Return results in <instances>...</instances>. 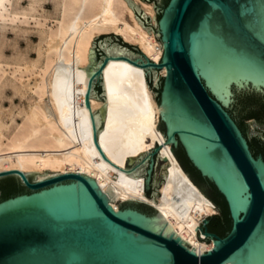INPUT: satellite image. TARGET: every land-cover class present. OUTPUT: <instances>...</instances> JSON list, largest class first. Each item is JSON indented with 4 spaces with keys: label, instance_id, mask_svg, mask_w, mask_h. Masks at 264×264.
<instances>
[{
    "label": "water",
    "instance_id": "obj_1",
    "mask_svg": "<svg viewBox=\"0 0 264 264\" xmlns=\"http://www.w3.org/2000/svg\"><path fill=\"white\" fill-rule=\"evenodd\" d=\"M136 20L155 32L163 45L160 63L139 45L118 34L94 38L87 67L76 73L57 68L51 91L57 108H87L90 99L105 103L91 119L96 150L91 153L157 203L169 188L172 208L188 218L185 197L220 209L204 193L211 184L224 197L231 228L221 236L205 218L200 241L214 248L202 252L182 238L152 205L131 199L116 211L94 179L81 173L47 174L11 170L0 173V264H264V159L255 157L248 139L264 144V121L245 123L249 96L264 99V0H127ZM166 67L167 75L159 71ZM158 101L157 126L164 142L132 157L121 150L122 129L149 143ZM249 108V109H247ZM243 118V119H242ZM88 119V120H89ZM87 120V121H88ZM172 145L167 155L160 149ZM176 151L204 179L198 187L183 169ZM175 164L181 181L167 170ZM16 185V195L3 198Z\"/></svg>",
    "mask_w": 264,
    "mask_h": 264
},
{
    "label": "bare ground",
    "instance_id": "obj_2",
    "mask_svg": "<svg viewBox=\"0 0 264 264\" xmlns=\"http://www.w3.org/2000/svg\"><path fill=\"white\" fill-rule=\"evenodd\" d=\"M31 1L33 3L29 6L31 8L25 11L34 14L36 13L34 5L38 2ZM13 2L14 0H0V26L3 29L7 22L14 23L19 14H25L17 7L12 9ZM56 10L57 13H55L58 16L56 26L49 30L43 29L41 32L42 44L40 49H37L39 60L32 65L25 62L24 69L19 67L14 72V74L21 73L20 77L15 75V80L20 84L15 87L18 95L19 93L23 97L33 95L30 96L28 106L23 107L17 115H15L17 112L12 111L7 115L0 109V173L15 169L42 174L46 173L44 170L53 172L37 180L64 173H81L96 181L108 199L112 201L110 204L116 211L120 210L119 203L131 199L144 201L154 206L174 230L196 249L202 252L212 250L214 243L200 241L197 238V231L205 218L217 214L216 209L182 197L188 205L186 212L192 209L188 218L182 220L169 203L170 191L165 183L159 189L161 197L158 198L155 195L157 203L149 199L146 194L145 177L138 187L129 185L124 179L125 171L121 167L112 171L113 166L105 167L91 153L96 150V144L92 122L89 118L105 103L91 98L90 106L87 108L60 109L56 107L58 100L51 91V88H54L52 79L58 67L73 73H76L78 67H87L89 53L96 36L118 34L126 43L139 45L140 50L156 63H160L163 58V45L157 41L152 31L150 35L149 31L135 19L134 10L128 5L127 0H56ZM51 14L50 19L53 15ZM37 68L40 69L38 73H36ZM160 72L165 77L166 67ZM6 73L0 63V85ZM24 74H28L27 80H24ZM136 74L143 76L147 93L156 107V121L149 132V143L136 138L128 130V126L122 129L119 139L121 150L132 157H138L143 152L155 149L158 141L164 142L157 129L162 117L159 104L145 80L144 71ZM5 86L6 83L3 87L0 86V94ZM16 116L21 117V123L17 122ZM171 148V144L164 146L160 149V154L167 155ZM168 163L172 166L167 170L176 177V182L165 174L167 171L163 175L174 184L171 189L175 192L179 191L181 197L179 187L181 181L175 172V164L167 161L166 165Z\"/></svg>",
    "mask_w": 264,
    "mask_h": 264
},
{
    "label": "rangeland",
    "instance_id": "obj_3",
    "mask_svg": "<svg viewBox=\"0 0 264 264\" xmlns=\"http://www.w3.org/2000/svg\"><path fill=\"white\" fill-rule=\"evenodd\" d=\"M36 1L38 2L36 5H34L36 13L32 14V13H29V11H25V9L28 10L31 8V7H29L30 4H31V6L33 4V3H31L32 2L31 0H19L20 3L16 2V0H14L12 9L17 7V8H19L20 12H25V14H23V13L19 14L18 19L14 23L7 22V25L5 27L6 30L0 26V51L2 49L1 47L4 48L1 51L3 53L0 52V63L2 64L5 71L7 72L6 76L3 80V83L0 85L1 87H3V84L6 83V86L4 87V89L2 88V92L0 94V99H1L0 100V102H1L0 103V109L3 110V112H5L7 115L9 113H11V111L13 113L17 112V113H15V115H17L21 110H23V107L25 108L26 106H28V101H30L29 99H31V97L33 96V95L29 94V95L24 96L25 97L24 98L22 95H20V93H19L20 96L18 95L17 91L15 90V87L19 86L20 84H19V81L15 80V75H17V77H20L21 73L17 72V74L16 73L14 74V72L19 67L24 69V67H25L24 63L25 62L32 65V64H35L36 61L39 60V57H38L39 51L38 50L40 49L41 44H42V39H41L42 33L41 32L43 29L49 30L50 28H54L57 24L58 16L56 14L57 13L56 0L55 1L54 0H36ZM52 11L54 13L55 12L56 13L53 14ZM50 13L53 14V15L51 14L52 15L51 19H50V17H51ZM42 14H43V16H40ZM54 15H55V17H54ZM134 15H135V13H134ZM135 19H136V17H135ZM51 26H53V27H51ZM21 30L24 31L25 33L22 32ZM152 32L155 35V32L154 31H152ZM111 34H114V33H111ZM103 35H106V34H103ZM155 37H156V35H155ZM4 40L5 41L7 40L6 41L7 43ZM128 44L132 45L130 43H128ZM37 46H38V48H37ZM26 52L29 54H27ZM2 54L5 56L3 57ZM5 57H6V59H5ZM2 59L4 62L2 61ZM9 60L11 61V63H9L10 62ZM11 69H12V71H11ZM38 70H40V69L37 68L36 73L39 72ZM8 74H10V75H8ZM160 74H161V72H160ZM23 76H24V80L28 79L27 78L28 74H24ZM145 80L147 82V79H145ZM147 84H148V82H147ZM4 93H5V95H4ZM16 109H18V111H16ZM16 120L18 123H21V117L20 116H16ZM254 120L255 119L244 120V122L250 123V122H253ZM7 121H8V119H7ZM166 164H167V162H165L163 164V166H165ZM164 172H166V171H163L162 174H164ZM123 203L124 202L119 203V207ZM218 214H221V213L218 211L217 214H215V215H218ZM212 216H214V215H212ZM209 217H211V216H209ZM210 242H212V241L209 240L208 243H210Z\"/></svg>",
    "mask_w": 264,
    "mask_h": 264
},
{
    "label": "trees",
    "instance_id": "obj_4",
    "mask_svg": "<svg viewBox=\"0 0 264 264\" xmlns=\"http://www.w3.org/2000/svg\"><path fill=\"white\" fill-rule=\"evenodd\" d=\"M247 100L244 101L245 107H250V110L244 113L242 116L244 119L246 118H256L260 122L264 121V99H260L257 97L249 96ZM249 109V108H247ZM242 118V119H243ZM239 123L241 127L243 126V123L239 120ZM176 156L181 163L183 169L190 175L194 183L198 185L201 189H203L202 183L204 182V179L201 177V175L192 169L182 154L178 151H176ZM212 189L211 190H204V193L217 205V207L221 211V215L218 217H214L211 219V223L209 225L210 229L213 228L214 224L217 223V226L215 229L218 230V234L221 236L226 235L228 231L231 228V219L228 211L227 203L224 199V197L218 192V190L215 188L214 185L211 184ZM19 189L16 185L11 186V188H5L3 192V198L6 199L8 197H11L13 195H16Z\"/></svg>",
    "mask_w": 264,
    "mask_h": 264
},
{
    "label": "flooded vegetation",
    "instance_id": "obj_5",
    "mask_svg": "<svg viewBox=\"0 0 264 264\" xmlns=\"http://www.w3.org/2000/svg\"><path fill=\"white\" fill-rule=\"evenodd\" d=\"M231 114L234 117V119L236 120V122L238 123V125L241 128L242 132L244 133L245 137L247 138L248 143L250 145V149H251L253 155L255 157H258V156L261 155L263 157V159H264V144L260 140H258V139H255L254 141L249 140L248 139L247 131L245 129V126L243 125L241 127V125L239 123V120L236 118V116L233 113H231ZM249 119H256V118H249ZM148 195H150V194H148Z\"/></svg>",
    "mask_w": 264,
    "mask_h": 264
}]
</instances>
